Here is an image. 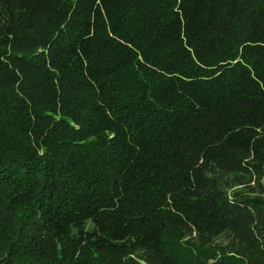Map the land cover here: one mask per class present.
Segmentation results:
<instances>
[{
	"label": "trees",
	"instance_id": "16d2710c",
	"mask_svg": "<svg viewBox=\"0 0 264 264\" xmlns=\"http://www.w3.org/2000/svg\"><path fill=\"white\" fill-rule=\"evenodd\" d=\"M0 264H264V0H0Z\"/></svg>",
	"mask_w": 264,
	"mask_h": 264
},
{
	"label": "rangeland",
	"instance_id": "374dc122",
	"mask_svg": "<svg viewBox=\"0 0 264 264\" xmlns=\"http://www.w3.org/2000/svg\"><path fill=\"white\" fill-rule=\"evenodd\" d=\"M214 244L223 246L225 244V238L220 237L219 239L215 240Z\"/></svg>",
	"mask_w": 264,
	"mask_h": 264
}]
</instances>
